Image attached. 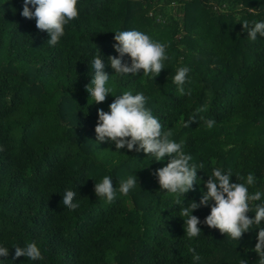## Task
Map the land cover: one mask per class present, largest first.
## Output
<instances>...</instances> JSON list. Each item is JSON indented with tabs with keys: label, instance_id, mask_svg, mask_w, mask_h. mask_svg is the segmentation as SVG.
I'll return each mask as SVG.
<instances>
[{
	"label": "trees",
	"instance_id": "1",
	"mask_svg": "<svg viewBox=\"0 0 264 264\" xmlns=\"http://www.w3.org/2000/svg\"><path fill=\"white\" fill-rule=\"evenodd\" d=\"M23 2L0 0V246L9 249L0 264H258V228L238 241L201 223L202 232L189 239L181 205L152 174L169 158L117 151L97 142L95 127L98 109L109 111L113 95L143 93L162 131L185 141L190 164L204 166L183 206L199 203L213 168L231 170L232 183L236 174L252 173L249 193H264V37L250 41L242 23L264 21V0H78L79 16L56 46L47 45L34 18L21 15ZM133 29L167 45L157 77L115 74L108 64L119 55L114 31ZM98 50L114 92L89 105L85 85ZM180 67L191 69L184 85L190 96L173 83ZM201 106L199 115L215 125L209 129L197 116L185 127ZM105 175L116 189L111 203L94 191ZM129 176L137 184L124 196L119 183ZM67 189L77 193L76 210L62 205ZM211 203L193 215L203 221ZM29 242L43 260L15 257V246Z\"/></svg>",
	"mask_w": 264,
	"mask_h": 264
},
{
	"label": "clouds",
	"instance_id": "2",
	"mask_svg": "<svg viewBox=\"0 0 264 264\" xmlns=\"http://www.w3.org/2000/svg\"><path fill=\"white\" fill-rule=\"evenodd\" d=\"M77 4L78 0H24L21 15L30 20L34 18L37 29L46 32L50 37L47 45L56 46L65 34V25L78 18ZM242 23L250 41H256L257 34L264 37V21H254L252 27L247 20ZM114 33L116 43L113 47L119 55L109 56L107 62L115 70V74L136 76L143 70L144 77L150 75L157 77L165 69L163 61L169 59L166 55L167 45L154 41L147 34L135 29L115 30ZM126 56L130 58V63L125 60ZM90 66L91 83L85 85L89 94L88 104L104 103L109 94L113 95L114 88L106 86L112 76L105 71L106 64L99 50L91 59ZM190 71L188 67H180L173 77V83L180 96L191 95V89L186 92L184 87ZM113 96L115 99L109 105V111L98 109L95 127L97 142L114 143L117 151L124 148L129 151H143L155 162L169 158L166 166L156 169L152 174L157 178L162 191L174 195V205H181L180 216L184 219L186 236L189 239L198 237L202 232L198 227L201 223L209 228L219 229L231 240L238 241L245 232L258 228V242L254 251L259 255L258 264H264V227H259L264 221V203H255L261 201L264 193L261 191L249 193V186L255 183L254 174L249 173L246 178L236 174L238 182L232 183L231 170L223 172L220 168H213L211 174H208V180L204 182L207 191L203 193L199 203L193 200L188 206H183L184 198L181 197L195 190L194 184L199 179L197 170H203V164H190L192 157L183 150L185 141L176 142L171 139L170 129L162 131L163 126L159 119L146 108V97L143 93L134 95L131 91H125L122 95ZM205 111L206 108L203 106L197 108L191 119L185 121L184 126L189 127L190 122L196 120L198 116L199 121L211 129L216 121L199 115ZM2 150L0 148V151ZM136 184V177L129 176L126 180L120 181L119 192L127 196ZM94 191L98 198L109 203L116 198L113 180L107 175L101 181H96ZM76 195L77 193L71 189L65 190L62 205L68 210L79 208V203L73 202ZM213 201L210 215L203 221L193 215L195 210L201 206H209ZM249 212H254L255 217L250 218ZM188 250L194 253V260L200 259L199 255H195L194 248L190 247ZM8 255L9 249L0 246V257ZM21 256L31 261L43 260L41 250L35 242H29L24 247L15 246V257ZM241 264L246 262L243 260Z\"/></svg>",
	"mask_w": 264,
	"mask_h": 264
}]
</instances>
